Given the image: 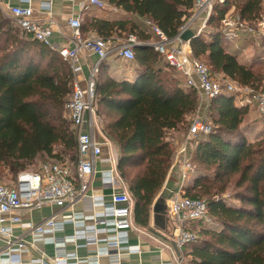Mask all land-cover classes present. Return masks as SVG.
Segmentation results:
<instances>
[{
  "label": "trees",
  "instance_id": "1",
  "mask_svg": "<svg viewBox=\"0 0 264 264\" xmlns=\"http://www.w3.org/2000/svg\"><path fill=\"white\" fill-rule=\"evenodd\" d=\"M263 1L216 2L207 21L212 30L204 29L190 41L193 55L203 56L212 73H222L240 85L264 86V71L257 73L239 60L243 46L254 43L253 38L231 47L239 40L226 41L222 31V19L231 9L243 21L255 24ZM107 2L128 15L82 21L84 35L96 32L114 38L133 32L147 43L151 38L145 20L173 38L195 0ZM133 50L135 58L128 65L133 79L125 75L131 70L119 77L109 74L108 58L98 64L95 108L100 120H105L104 134L116 148V167L132 197L134 221L146 227L173 164L176 148L170 132L178 133L190 124L201 102L152 45ZM74 81L69 62L57 50L22 33L0 8V177L10 179L8 184H15L18 174L41 156L76 163L77 136L66 114ZM248 110L225 93L207 103L212 130L193 144L194 170L182 190L184 196L207 198L211 222H197L193 228L198 238L190 243L186 264H264V136L249 141L242 128ZM230 184L238 191L227 199L223 194ZM234 198L240 204L233 203Z\"/></svg>",
  "mask_w": 264,
  "mask_h": 264
},
{
  "label": "built area",
  "instance_id": "2",
  "mask_svg": "<svg viewBox=\"0 0 264 264\" xmlns=\"http://www.w3.org/2000/svg\"><path fill=\"white\" fill-rule=\"evenodd\" d=\"M224 1L195 0L190 15L173 38H169L159 26L147 20L150 32L155 35V39L147 42V44L152 45L162 54L168 64L183 77L185 84L198 93L201 102L200 108L204 101L208 103L209 100L225 93L233 96L239 105L248 106L249 109L255 108L259 117L256 121L264 126V87L257 89L250 85H240L235 80L224 76H217L211 72L205 62L193 55L190 41L181 38L186 30L194 28L199 18L202 20L201 25L194 32L199 33L206 29L214 4ZM81 3L84 8L95 7L98 9H105L109 5L107 0H81ZM42 6L50 8V3H43ZM9 13L22 33L57 50L69 62L75 76L73 92L66 105V114L77 136L78 158L76 163H71L69 160L48 161L35 171L20 172L15 184L0 181V240L5 242L9 252H11V245H17L18 252L9 253L7 258L10 263H21L23 260L22 253L29 249V245L24 240L12 236L13 225H20L34 235H41L47 230L56 232L63 229L67 224L75 222V216L71 209L91 195L89 191L96 173L97 160L103 147V143L94 136L93 132V121L100 120L95 108V72L100 61L114 54L126 61L133 60L135 58L134 44L141 42H138L133 35L125 40L105 38L96 32H89L84 35L81 30L82 19L78 16L68 20L74 46L57 48L52 41L53 20H50L48 25L36 20L33 17L34 9L30 3L11 6ZM222 31L225 40L228 42H235L243 36H250L254 41H262L264 40V16H261L255 24H248L230 10L222 19ZM82 50H86L98 58L90 75L85 80V85H82L78 79V75L82 73L80 62ZM88 113L89 119L87 118ZM88 125L90 128L87 127ZM211 130L212 126L196 114L190 121L187 133L176 144L172 166L177 165L179 167L180 184L179 190L168 201L166 216L174 228V241L179 248L197 240V231L191 228V224L196 222L209 224L211 222L208 217L206 199L184 196L182 190L187 181L190 180L194 170L190 149L199 136L208 134ZM109 173V180L104 181L103 185L112 188L110 199L107 201L102 198L96 199L93 195V206L103 209L102 216L100 218L95 217V221L109 226L108 229L114 235L107 240L105 249H101L99 247V229L94 226L86 229L85 241L78 247L93 245L95 249L93 256L77 264L99 262L102 255L120 261L124 251L129 253L140 252L139 248L133 249L128 244L129 232L133 227V200L128 189L122 184L116 161L113 159L110 163ZM45 205H53L58 208L67 207L70 214L61 219L52 215L40 223L22 219L20 215L22 211L30 212ZM53 241L57 249L52 257L53 263L67 264L70 259L78 260L77 252L65 251L67 242L64 237H54ZM44 259L45 256L41 255L34 260L43 263Z\"/></svg>",
  "mask_w": 264,
  "mask_h": 264
},
{
  "label": "crops",
  "instance_id": "3",
  "mask_svg": "<svg viewBox=\"0 0 264 264\" xmlns=\"http://www.w3.org/2000/svg\"><path fill=\"white\" fill-rule=\"evenodd\" d=\"M50 3V8L43 7V3ZM30 5L34 9V18L45 25L49 24L50 20H53V35L52 41L57 48L60 47H73L74 43L71 37V28L68 26V20L71 17H80L83 22L90 19L93 16L96 17H110L121 18L128 14L122 9H114L112 5H108L105 9H98L95 7L84 8L81 0H0V8L2 11L11 17L9 9L14 5ZM232 10V9H231ZM201 18H199L192 30H196L201 25ZM250 36H243L236 43L231 44V47H237L245 41V38ZM253 42L254 41L252 39ZM120 60H124L121 57L111 55L108 58L111 69L119 72L120 75L124 74V71L120 72L122 64ZM98 58L94 54L88 53L86 50H82L80 53V62L82 66V73L78 75V79L82 85H85L87 77L90 75L92 68L97 63ZM117 67H113L115 64ZM130 62V61H127ZM122 70V69H121ZM117 75V76H120ZM129 75L132 79L135 77L134 73L125 74ZM201 108H206L205 101L202 103ZM200 108V109H201ZM255 110V108L251 109ZM255 113V112H254ZM256 115L258 113L256 111ZM256 116V118H257ZM89 119V113L87 114ZM256 118L252 121L256 124ZM94 136L103 143L102 153L100 154L97 164L96 173L92 180L90 196H87L82 201L77 203L71 211L75 216V222L67 224L63 229L56 232L47 230L41 235H34L29 230L22 228L20 225H13L12 236L24 240L29 249L22 253L23 260L21 263L8 262V254L18 252L16 244L11 245L10 251L6 249V244L3 240H0V264H55L52 262V257L56 253V247L54 245V237H64L67 244L65 251L77 252L79 255L78 260L70 259L67 264H77L78 262H84L87 258L93 256L95 246L90 245L87 247H78L79 244L85 241V230L91 227H97L99 229V247L105 249L107 240L111 239L114 233L108 229L109 226L101 224L95 221V217L100 218L102 216V208H94L93 199L102 198L107 201L110 199L112 188L103 185L104 181L109 180L110 163L111 160L116 161L117 151L112 142L106 137L102 130L101 120H94ZM90 128V126H87ZM256 128V125H255ZM179 133V132H178ZM176 131L170 132V138L174 139L177 144L178 134ZM192 148L190 149V152ZM191 178V177H190ZM122 184L125 183L122 181ZM180 184V172L177 165L172 166L169 170L166 182L162 186L161 190L157 194L151 208L150 224L146 227L138 225L133 220V227L129 232V245L133 248H139V253H129L124 251L120 261L110 259L106 255H102L99 262H91L90 264H186L188 260V245L179 248L174 241V228L169 223L166 214L155 213L154 204L156 207L160 205H168V201L179 190ZM126 187V185H125ZM127 188V187H126ZM119 190V189H117ZM94 195V197H93ZM70 210L67 207L58 208L53 205H45L42 208L35 209L27 212L22 211L20 213L24 221H33L34 223H40L45 218L55 215L56 218L61 219L65 215H69ZM96 215V216H95ZM193 228V227H191ZM41 255L45 256L44 262L40 263L35 261Z\"/></svg>",
  "mask_w": 264,
  "mask_h": 264
},
{
  "label": "rangeland",
  "instance_id": "4",
  "mask_svg": "<svg viewBox=\"0 0 264 264\" xmlns=\"http://www.w3.org/2000/svg\"><path fill=\"white\" fill-rule=\"evenodd\" d=\"M260 14H261V16H264V1H263V5H262V8H261ZM145 21L147 22V20H145ZM146 30L148 31V34H149V36L151 38V41H153L155 39V35L150 32V28H146ZM206 30L207 31H211L212 30V27L208 26L206 28ZM131 35L135 36L138 42H141L138 39V34L133 33V32H131V33H129V32H127V33L126 32H123L120 35L115 34L113 37L115 39L125 40L129 36H131ZM261 45H263V46H261ZM114 56H116V54H114ZM198 59L201 60V61H203V62H206L205 61V58L203 56L198 57ZM239 60L241 62L247 64L248 66L253 67V69L257 73L258 72H260V73L263 72L264 71V42L263 41H257V42L252 43L251 45L247 44V45L243 46L242 52H241L240 57H239ZM112 63L115 64V61H113ZM120 63L122 64V66L120 67V72L121 71H125V70H128V71L131 70L129 73L132 72V69L128 66L130 62H127L126 60L125 61L124 60H120ZM113 67H117V65L115 64ZM169 72H171V73H173V74H175L177 76V73L174 70L169 69ZM213 73L216 74L219 77L224 76L222 73H216V72H213ZM109 74H111V75H120L119 72H117L114 69L113 70L111 69L109 71ZM262 85H264V83H262ZM262 87H264V86H262ZM205 104H207V102ZM206 107H207V105H206ZM251 109H253V107H251L248 110V112L246 113L247 115L244 118V122L242 124V128L246 131V134H247V137L249 138V141H252L253 142V141L257 140V138H259L260 136H264V126H262V124H260L259 121L258 122L255 121L256 124L254 122H252L256 118L257 115H256V111L255 110H251ZM196 114L200 115L206 122H209L210 121V119L208 117V114L206 112V108H201ZM192 117H191V119H192ZM258 119H259V117H258ZM104 121L105 120H103V122L101 121V126L102 127L105 124ZM255 125H256V128H255ZM188 126H189V122L177 134L179 141H181L183 139L184 135L187 133ZM171 141L174 144V147L176 148V144H175L174 139H171ZM49 160H52V159H49V158H47L45 156H41L36 161V163L34 165H32L30 168H28V170L35 171V170L39 169V167L44 162L49 161ZM0 181L7 183V182H10L11 180L8 179L7 177H0ZM190 183H192V182H190ZM236 191H238V189H235L234 188V185L233 184H230L228 186L227 191L225 192V194H223V197L224 198H227V199L230 198V197H233V196H235ZM202 198L207 199L206 197H202ZM232 202L233 203L240 204V201L238 199H235V198L232 200ZM197 225H198V223L196 222V223L191 224V227H193V228L198 227ZM191 246H192L191 244L188 245L189 249L191 248Z\"/></svg>",
  "mask_w": 264,
  "mask_h": 264
},
{
  "label": "water",
  "instance_id": "5",
  "mask_svg": "<svg viewBox=\"0 0 264 264\" xmlns=\"http://www.w3.org/2000/svg\"><path fill=\"white\" fill-rule=\"evenodd\" d=\"M196 36H197V33L194 32V30L188 29L181 35V38L185 41H191ZM145 45H148V44L147 43H137V44H134V47H140V46H145ZM166 209H167L166 205L159 204L156 207V204H154L155 213L166 214Z\"/></svg>",
  "mask_w": 264,
  "mask_h": 264
}]
</instances>
